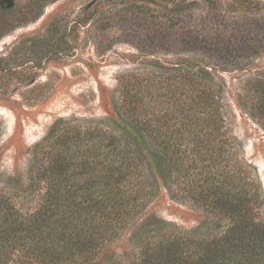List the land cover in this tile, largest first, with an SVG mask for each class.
Returning <instances> with one entry per match:
<instances>
[{"label":"trees","instance_id":"1","mask_svg":"<svg viewBox=\"0 0 264 264\" xmlns=\"http://www.w3.org/2000/svg\"><path fill=\"white\" fill-rule=\"evenodd\" d=\"M53 1L16 10L6 0L12 17L0 30L37 20ZM131 2L148 26L136 49L177 63L119 75L112 117L56 122L28 150L24 173L0 174V264H264V192L229 137L222 78L264 55V0H231L229 9L200 0L202 13L197 1ZM238 85V105L264 121V79ZM162 192L202 221L190 230L146 222L128 253L109 254Z\"/></svg>","mask_w":264,"mask_h":264},{"label":"rangeland","instance_id":"2","mask_svg":"<svg viewBox=\"0 0 264 264\" xmlns=\"http://www.w3.org/2000/svg\"><path fill=\"white\" fill-rule=\"evenodd\" d=\"M131 1L55 0L44 7L37 20L14 28L2 27L1 175L24 173L28 150L41 142L56 122L112 117L119 75L152 71L156 61L177 63L175 54L157 51L154 56L145 57L144 48L136 49L141 48L145 39L142 33L148 29L143 13L138 20L132 17ZM187 1L198 2L194 6L196 13L206 10L200 0ZM221 1L230 8L231 0ZM5 2L0 0V24L6 16L12 17L5 12L7 7L2 6ZM9 2L18 6L16 10H24V0ZM253 76L264 79V55L255 57L243 71L222 73L230 107L229 137L240 158L255 170L264 192V121L243 109L244 100L242 106L238 105V97L243 99L238 82ZM203 218L202 211L173 201L162 192L112 244L109 254L128 253L131 234L146 222L163 220L190 230Z\"/></svg>","mask_w":264,"mask_h":264}]
</instances>
